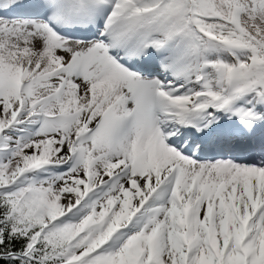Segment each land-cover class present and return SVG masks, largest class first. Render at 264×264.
Here are the masks:
<instances>
[{
	"label": "snow or ice",
	"instance_id": "6c2138e0",
	"mask_svg": "<svg viewBox=\"0 0 264 264\" xmlns=\"http://www.w3.org/2000/svg\"><path fill=\"white\" fill-rule=\"evenodd\" d=\"M0 264H264V0H0Z\"/></svg>",
	"mask_w": 264,
	"mask_h": 264
}]
</instances>
